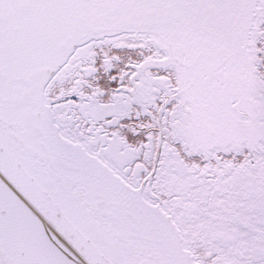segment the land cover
Returning <instances> with one entry per match:
<instances>
[{
  "label": "snow or ice",
  "instance_id": "6c2138e0",
  "mask_svg": "<svg viewBox=\"0 0 264 264\" xmlns=\"http://www.w3.org/2000/svg\"><path fill=\"white\" fill-rule=\"evenodd\" d=\"M0 264H264V0H0Z\"/></svg>",
  "mask_w": 264,
  "mask_h": 264
}]
</instances>
